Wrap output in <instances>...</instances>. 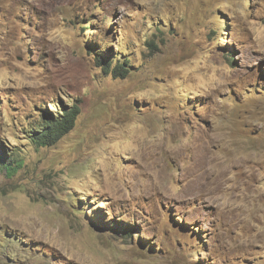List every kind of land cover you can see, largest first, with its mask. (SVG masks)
Listing matches in <instances>:
<instances>
[{"label": "rangeland", "instance_id": "obj_1", "mask_svg": "<svg viewBox=\"0 0 264 264\" xmlns=\"http://www.w3.org/2000/svg\"><path fill=\"white\" fill-rule=\"evenodd\" d=\"M0 146V264H264V0H0Z\"/></svg>", "mask_w": 264, "mask_h": 264}, {"label": "trees", "instance_id": "obj_2", "mask_svg": "<svg viewBox=\"0 0 264 264\" xmlns=\"http://www.w3.org/2000/svg\"><path fill=\"white\" fill-rule=\"evenodd\" d=\"M90 27L92 25H89ZM230 57L233 59L234 52L231 51ZM232 61V60H231ZM100 66H104L106 73L114 74L116 78L126 77L128 70L123 66H117L115 69H111L110 63H104L103 57L98 59ZM81 113V109L78 106H72L71 109H63L62 114H59L57 118H51V114H43V124L38 125L35 130L30 131L32 142L40 147H52L56 145L60 140L67 136L76 126V121ZM0 148H2L0 146ZM7 157V156H5ZM5 160V161H4ZM13 164L6 161L5 158L0 157V172L5 170L8 173L13 171Z\"/></svg>", "mask_w": 264, "mask_h": 264}, {"label": "bare ground", "instance_id": "obj_3", "mask_svg": "<svg viewBox=\"0 0 264 264\" xmlns=\"http://www.w3.org/2000/svg\"><path fill=\"white\" fill-rule=\"evenodd\" d=\"M259 6V5H258ZM50 115V114H49ZM262 229V228H261Z\"/></svg>", "mask_w": 264, "mask_h": 264}]
</instances>
